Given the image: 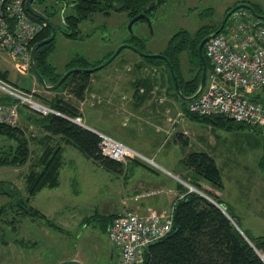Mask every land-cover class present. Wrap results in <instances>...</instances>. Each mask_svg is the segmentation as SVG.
Masks as SVG:
<instances>
[{
    "label": "rangeland",
    "instance_id": "374dc122",
    "mask_svg": "<svg viewBox=\"0 0 264 264\" xmlns=\"http://www.w3.org/2000/svg\"><path fill=\"white\" fill-rule=\"evenodd\" d=\"M45 1L48 4L56 2ZM248 1L258 5L264 12V0ZM237 3V0H164L149 14L150 27L145 19H138L133 22L131 31L127 28L130 18L125 10H111L106 15L94 12L79 23L82 36L76 38L68 37L62 32L61 12H67L69 8L58 3L59 12L51 16L57 29L53 50L48 59L59 72H64L66 63L73 58H85L87 61L88 66L78 68L92 67L99 64L98 61L103 59L107 52L113 51L130 34L145 37L141 43L144 52L159 53L177 29L186 28L194 33L204 24L218 25L228 8ZM33 5L37 6L35 1ZM48 9L53 12L51 5ZM137 59L146 63L142 55L129 47H123L104 66L117 64L123 67L125 63L132 64ZM180 60L184 78H188L192 70L188 55L181 53ZM0 71L6 73L10 82L26 89H34L36 97V94H41L47 99L62 96L71 102L77 101L72 84L57 92L44 89L32 71H26L18 57L1 46ZM151 73L160 78L158 71L151 70ZM165 75L168 79L167 72ZM223 84L230 87L226 82ZM258 95L264 103V89ZM109 120H103L102 124L109 123ZM23 123L21 118L19 124ZM196 123L203 130H211L214 134L220 129L209 122ZM212 125L217 130L211 129ZM23 127L27 137H32L29 138L31 157L22 166H0V180L12 182L25 195L24 177L41 150L39 139L44 133L34 125ZM252 128H226L227 134H218L226 148L233 147L237 153L235 161L224 165L220 170L223 180L220 197L233 211L237 210L235 203L239 201L245 203L248 200L255 203L264 200V141ZM10 142L12 140L0 135V148ZM156 168L153 163L140 157L131 161L127 171L124 169L114 172L97 165L74 146L65 145L63 163L59 169V184L53 188L44 187L30 198V204L44 213L49 218L48 221L15 213L14 207L9 206L14 205L15 200L9 201L8 196L0 194V236L5 240V243L0 242V264H55L64 259H76L81 264H112L116 249L113 248L111 256L108 228L116 214L127 210L121 208L120 203V199L127 193L125 183L129 181L131 185H137L132 181H141L144 177L152 180L166 178ZM183 180L187 188L195 187ZM242 207L247 208V205H241ZM253 207L255 208L254 204ZM259 207L257 206L256 210ZM105 215H109V219L104 218ZM248 219L246 216L242 217L243 223ZM240 225L243 228L241 222ZM21 240L25 245L19 243Z\"/></svg>",
    "mask_w": 264,
    "mask_h": 264
},
{
    "label": "trees",
    "instance_id": "16d2710c",
    "mask_svg": "<svg viewBox=\"0 0 264 264\" xmlns=\"http://www.w3.org/2000/svg\"><path fill=\"white\" fill-rule=\"evenodd\" d=\"M244 1L250 3L256 12L264 14L255 3ZM38 2L41 3L43 0H38ZM163 2L164 0H56V2L46 4L42 12L55 26L56 31L57 25L52 21L51 16L59 12L58 3L68 7L67 12H61V29L66 36L76 38L82 36L79 23L94 12L106 15L111 10L122 9L126 11L128 18H131L139 12H146L149 15ZM50 5L53 12H49L48 6ZM30 15L41 20L32 14ZM219 24L220 22L215 26L204 24L198 27L194 33L186 28H179L171 34L166 46L161 51L172 66L180 90L185 96L191 95L195 91L201 75L202 66L197 55L198 42L204 35L214 31ZM49 34L50 28L45 24L31 41L30 46ZM144 39L143 36L130 34L128 38L123 39V42H129L143 51L141 43ZM52 50L53 40L40 45L34 53L36 68L46 83L49 84L54 83L63 73L57 71L55 65L48 59ZM111 53L112 51L108 52L104 58H107ZM181 53L188 55V61L191 65V75L188 78H184L181 69ZM143 57L146 63H161L164 66L170 86L174 90V83L166 60L161 57ZM103 59H100L98 63L102 62ZM205 59L207 69H209L210 64L206 57ZM75 66H88V64L85 58H73L66 63L64 71ZM0 75L7 78L6 73L3 71H0ZM89 77L90 72L88 71H73L52 91L61 90L72 84L74 96L77 99H82L89 83ZM36 95L51 107L68 116L80 115L77 106L62 96H53L47 99L41 94ZM257 98H259V95H257ZM3 99L4 97H0V100ZM179 99L186 104L187 101L180 97ZM20 110L24 120L23 124L11 126L0 123V135L12 140V142L0 148V166L17 167L29 161L31 157L29 138L32 137H27L23 125L25 128L28 124L34 125L44 134L39 139L41 150L35 156L24 177L25 195L12 182L0 180V194L8 196L9 201L15 200V206L9 204L10 207H14L15 213L40 220H49L44 213L30 204V198L44 187L53 188L59 184L63 144L74 146L85 157L105 169L114 172L122 171L124 166L122 162L101 153L99 148L100 137L96 132L62 115L53 113L42 115L28 111L23 107ZM191 114L196 120L225 128H252L251 125L236 122L223 115ZM33 139L35 140L36 137L34 136ZM181 162L190 169L182 175V178L221 203L253 246L217 205L199 192L186 188L184 195L174 201L171 230L147 247L143 261L138 264H264V259L256 251L257 249L264 253V235H250L245 232L241 228L240 219L234 213L232 207L220 197L223 180L214 158L204 151H192L183 157ZM103 217L109 219V215ZM0 242L5 243L1 236ZM19 243L25 245L22 244L25 243L23 240Z\"/></svg>",
    "mask_w": 264,
    "mask_h": 264
},
{
    "label": "built area",
    "instance_id": "2783aa9c",
    "mask_svg": "<svg viewBox=\"0 0 264 264\" xmlns=\"http://www.w3.org/2000/svg\"><path fill=\"white\" fill-rule=\"evenodd\" d=\"M24 2L0 0V46L18 57L22 67L29 71L30 44L45 23L31 17ZM203 51L210 66L202 90L186 102L187 112L223 115L251 125L258 128L264 141V103L257 98L264 89V19L247 8L235 9L222 28L206 39ZM0 97H4L0 100V123L3 124L18 125L22 118L21 107L42 115L53 113L78 124L83 123L80 115L62 113L38 99L34 89L20 87L1 75ZM95 131L100 137L102 154L122 163L140 157L151 162L113 136ZM173 209L174 202L159 210L138 213L127 209L116 214L108 228V238L116 249L112 264L142 262L147 247L171 230Z\"/></svg>",
    "mask_w": 264,
    "mask_h": 264
},
{
    "label": "crops",
    "instance_id": "0c3cea01",
    "mask_svg": "<svg viewBox=\"0 0 264 264\" xmlns=\"http://www.w3.org/2000/svg\"><path fill=\"white\" fill-rule=\"evenodd\" d=\"M151 70L158 71L160 78L152 74ZM165 72L161 63H144L138 59L132 64L125 63L123 67L117 64L104 66L90 72L83 98L73 102L83 124L131 146L151 160L156 169L165 175L166 178L160 180L143 176L141 181H132L137 185L126 181L127 193L120 199L121 208L138 213L150 209L159 210L184 195L187 186L180 179L190 169L181 159L188 153H208L220 170L224 165L235 161L237 156L236 149H227L218 135L221 132L227 134L228 129L218 126L220 129L217 130L213 124L211 129L217 130L215 134L211 130H203L196 122L204 121L194 119L187 112L186 104L179 99L175 89L171 88ZM105 119L110 120L104 125L102 121ZM252 129L259 133L258 128ZM65 145L67 144H63L62 163ZM132 160L137 158L123 163L122 171L130 168ZM241 205H247V208H241ZM235 206L237 210L234 213L241 220L244 229L241 228L250 235H264V200L255 203L239 201ZM257 206H260L258 210ZM244 216L249 219L243 223ZM110 253L112 256V252Z\"/></svg>",
    "mask_w": 264,
    "mask_h": 264
},
{
    "label": "water",
    "instance_id": "95a60500",
    "mask_svg": "<svg viewBox=\"0 0 264 264\" xmlns=\"http://www.w3.org/2000/svg\"><path fill=\"white\" fill-rule=\"evenodd\" d=\"M32 2H33V0H25L24 5H25L26 10L30 14H32V15L40 18L50 28V34L48 36H46V37H44V38H42V39L37 40L36 42H34L31 45L30 50H29V64H30V69H31L32 73L34 74V76L39 81L40 85L44 89H46V90H52V89H55L56 87H58L62 83V81L71 72H73V71L78 70V71H88V72H92L94 70H98V69L102 68L104 65L108 64L119 53V51L123 47H129V48L133 49L134 51H136L138 54H140L142 56H146V57H161V58L165 59L166 62L168 63L167 58L161 52H159V53H146V52L138 49L136 46H134L133 44H131L129 42H121L112 51V53L104 61L100 62L99 64H97L95 66H92V67H88V68L87 67H85V68H78V67L77 68H69V69L65 70L62 73V75L54 83H52V84L46 83V81L44 80L43 76L40 74V72L36 68V65H35V62H34V53H35V50L40 45H42L44 43H47V42L53 40L54 37H55L56 31H55V26L50 22V20L47 18V16L42 11H40L37 8H35L32 5ZM241 7H244V8L249 9L254 15H256V16L264 19V14H261V13L256 12L254 10L253 6L250 3L245 2V1H240L239 3L235 4L234 6H232L231 8H229L225 12L223 18L220 21L219 26L214 31H212V32L204 35L199 40V42H198V45H197V55H198V58H199V60L201 62V66H202L201 67V75H200V79H199V82H198V86H197V88L195 89V91L191 95L185 96V95L182 94V92L180 90V87L178 85L177 78H176V75L174 73V70H173L172 66L168 63L169 72H170V75L172 76V80H173V83H174V87H175L176 93L184 101H190V100L194 99L199 94V92L202 90V88L204 86L205 77H206V71H207L206 59H205L204 54H203V51H202L204 42L206 41V39H208L210 36H212L215 33H217L222 28V26H223L224 22L226 21L228 15L232 11H234L235 9L241 8ZM138 19H145L146 22H147V24L149 25V27L151 26L149 15L146 12H139V13L135 14L134 16H132L129 19V21H128L127 28L130 31L132 30L131 27H132L133 22L136 21V20H138ZM80 125H82L83 127L87 128V129H90V130L96 132L95 130H93L92 128H90L89 126H87L86 124L80 123ZM191 187H193V186H191ZM191 190H195V191L199 192L200 194H202L203 196H205L207 199H209L211 202H213L215 205H217L223 212H225L227 214V216L230 218V220L233 222V224L236 226V228L243 234V236L246 238V240L253 246L252 242L243 233V231L239 228V226L232 219V217L227 213L226 209L224 208V206L221 203H219L216 200L212 199L211 197H209L205 193L199 191L195 187H193ZM256 251L264 259V253H261L257 249H256ZM111 252H113V246H111ZM55 264H81V262H79L76 259H64V260L58 261Z\"/></svg>",
    "mask_w": 264,
    "mask_h": 264
},
{
    "label": "flooded vegetation",
    "instance_id": "af4514ba",
    "mask_svg": "<svg viewBox=\"0 0 264 264\" xmlns=\"http://www.w3.org/2000/svg\"><path fill=\"white\" fill-rule=\"evenodd\" d=\"M33 1L36 2L37 6L33 5V2H32V5H33L35 8L39 9L40 11H42V9L45 8L46 4L48 5V2H46L45 0H43V2H41V3L38 2V0H33Z\"/></svg>",
    "mask_w": 264,
    "mask_h": 264
}]
</instances>
